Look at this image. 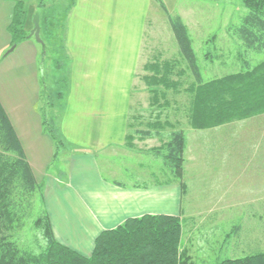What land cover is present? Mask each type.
<instances>
[{
    "label": "crops",
    "instance_id": "crops-1",
    "mask_svg": "<svg viewBox=\"0 0 264 264\" xmlns=\"http://www.w3.org/2000/svg\"><path fill=\"white\" fill-rule=\"evenodd\" d=\"M164 2L168 8L180 0ZM70 6L61 18L71 65L59 126L74 146L64 154L67 174L58 175L48 171L54 142L43 131L38 108L42 83L37 44L28 38L13 53L4 54L12 45L8 28L15 2L0 0V100L37 180L44 182L45 207L56 239L90 256L104 230L128 218L165 214L181 217L182 250L199 264L264 252V247L252 249L250 244L244 248V238L252 233L245 231L242 214L256 208L247 210L241 203L221 206L200 223L192 213L202 211L194 207L189 188L185 194L168 169L165 179L157 178L162 168L156 164L161 161L154 150L156 139L141 141L144 149L126 145L133 80L146 42L151 0H73ZM261 165L249 169V180H264ZM231 195L242 197L238 192ZM226 214L233 218L227 231L219 218Z\"/></svg>",
    "mask_w": 264,
    "mask_h": 264
},
{
    "label": "trees",
    "instance_id": "trees-1",
    "mask_svg": "<svg viewBox=\"0 0 264 264\" xmlns=\"http://www.w3.org/2000/svg\"><path fill=\"white\" fill-rule=\"evenodd\" d=\"M13 1L14 14L8 30L12 36V45H18L29 37L24 27L28 0ZM154 1L165 13L180 55L187 64V69L180 70L178 77L190 72L193 79L188 88L194 94L190 109L191 126H219L264 112V60L254 66L245 59L242 71L205 81L192 37L182 16L169 12L164 0ZM243 4L246 13L240 23L230 27L231 34L245 52L264 54V0H243ZM44 5L41 1L39 7L43 11ZM58 21L59 29L63 30L62 20ZM147 69L151 73L143 78L152 94L151 108L158 107L159 111L151 114L152 118L147 123L151 128L146 129L141 128L140 116L129 113L127 146L134 147L138 137L164 139L161 129L174 126L169 120L163 122L161 115L169 104L168 91L178 90L183 82L172 78L174 66L169 60L160 62L156 59ZM55 95L58 100L63 97L65 99L63 92ZM43 99L42 89L40 101ZM131 109L132 105L130 112ZM39 110L43 131L54 142L55 160L61 150L66 148L58 130V117L48 119L43 114V108ZM185 144L183 130L174 128L169 132V139L163 148L155 149L156 153L163 154L166 168L170 170L174 182L182 186L183 192L186 191V181L183 179ZM39 209L40 214L36 217ZM30 219L37 232L30 241L34 246L25 243L22 238ZM182 234L183 222L180 216L147 214L128 218L118 227L101 232L90 256L59 242L45 207L44 182L37 180L14 123L0 100V264H199L187 252H183ZM203 264H264V252Z\"/></svg>",
    "mask_w": 264,
    "mask_h": 264
},
{
    "label": "rangeland",
    "instance_id": "rangeland-1",
    "mask_svg": "<svg viewBox=\"0 0 264 264\" xmlns=\"http://www.w3.org/2000/svg\"><path fill=\"white\" fill-rule=\"evenodd\" d=\"M41 1L45 4L40 22L42 42L37 41L34 36L28 38L33 39L38 48L40 76L44 91V99L39 101V108H43V114L48 119L58 117L57 125L61 132L60 115L65 100H63L64 97L62 100H58L55 94L63 92L66 95L69 90L68 71L71 58L66 51L64 20L61 22L63 30L59 29L60 22L58 20L66 17L73 0H28L26 5L28 15L24 27L29 34L34 28L33 17L41 5ZM179 4L175 7L171 5L168 10L172 14L181 15L188 26L205 81L242 71L245 68V59L254 66L264 60V54L245 52L238 40L231 34L230 27L240 23L246 13L243 0H180ZM145 35L146 42L139 55L138 67L133 80V93H131L130 99L132 109L131 112L129 109V113L140 116L141 128H151L147 123L152 118L151 114H156L159 109L158 107L151 108L152 94L143 77L151 73L147 67L156 59L160 62L171 61L174 66L172 78L180 79L183 83L179 85L178 90L170 89L168 91L167 101L169 104L163 109L161 120L163 122L169 120L174 126L169 125L161 129L164 139L150 138H155V143L159 144L156 148L161 149L169 139L170 131H173L174 128L182 129L186 138L183 179L189 185L187 187L186 183V190L189 188L187 191L192 194L191 197L195 202L193 203L195 206H193L202 211V213H192L193 216L198 218V222L201 223L205 218L208 219L209 216L216 215L217 210L221 209L218 207L221 206L241 203L244 209L256 208L257 210L254 209L252 214L249 212L242 214L245 231L248 234L252 233L251 236L247 234L251 238H244V248L247 246L245 249H248L250 245L252 249L263 248L264 180L261 182L249 180L248 171L253 168L257 169V163H261L262 165L259 167L264 169V112L219 126L193 128L190 109L194 94L188 90L193 79L190 72L178 77V72L187 69V64L180 55L176 38L165 13L154 0H151ZM20 44L11 45L4 51V54L13 53ZM61 138L64 140L65 145L63 146L66 148L61 150L59 157L50 164L48 169L49 172L58 175L67 174L68 165L65 163L64 154H68V149L74 146L62 133ZM144 139L146 140V138L138 137L135 146L130 147L143 148L146 146L143 145V142L141 143V141H145ZM158 154L161 156V161L156 160V164L157 168H162V177H159L158 174L157 178L165 179L168 168L164 164L163 154ZM148 157L149 155L146 156L147 159ZM234 161L238 165L233 164ZM239 167H242L240 171H238ZM58 169L62 171V174H59ZM236 169L237 172H235ZM256 172L260 171L256 170ZM234 192H238L242 197L236 198L231 195ZM199 204L202 206H197ZM39 214L40 209L35 216L38 217ZM229 216L230 214H226L219 217L226 223V225H222L227 228L226 231L230 229L231 222H233L232 216ZM36 233L33 221L30 219L22 235L25 243L34 246L30 241ZM245 242L248 245H245Z\"/></svg>",
    "mask_w": 264,
    "mask_h": 264
},
{
    "label": "water",
    "instance_id": "water-1",
    "mask_svg": "<svg viewBox=\"0 0 264 264\" xmlns=\"http://www.w3.org/2000/svg\"><path fill=\"white\" fill-rule=\"evenodd\" d=\"M43 12V8L39 7L34 14L33 22H34V28L31 30L29 37L34 36L37 41L42 42L40 33H41V14ZM15 48V46H14Z\"/></svg>",
    "mask_w": 264,
    "mask_h": 264
}]
</instances>
